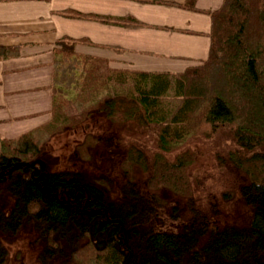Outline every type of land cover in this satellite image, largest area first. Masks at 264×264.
<instances>
[{
    "label": "trees",
    "instance_id": "trees-1",
    "mask_svg": "<svg viewBox=\"0 0 264 264\" xmlns=\"http://www.w3.org/2000/svg\"><path fill=\"white\" fill-rule=\"evenodd\" d=\"M209 14L207 58L179 72L114 68L58 41L50 119L0 137V264H264V0ZM67 133L81 140L53 153ZM200 134L225 140L193 179L195 156H168ZM20 240L28 254L11 249Z\"/></svg>",
    "mask_w": 264,
    "mask_h": 264
},
{
    "label": "crops",
    "instance_id": "crops-1",
    "mask_svg": "<svg viewBox=\"0 0 264 264\" xmlns=\"http://www.w3.org/2000/svg\"><path fill=\"white\" fill-rule=\"evenodd\" d=\"M0 0V137L50 119L58 41L114 68L179 72L208 56L210 12L223 0ZM107 17V21L101 20ZM130 18V19H129Z\"/></svg>",
    "mask_w": 264,
    "mask_h": 264
},
{
    "label": "rangeland",
    "instance_id": "rangeland-1",
    "mask_svg": "<svg viewBox=\"0 0 264 264\" xmlns=\"http://www.w3.org/2000/svg\"><path fill=\"white\" fill-rule=\"evenodd\" d=\"M68 109H69V112H75L76 107L72 106V107H69ZM205 129H207V127H205ZM120 131L122 133V136L125 138V141H133L135 140L134 138H137V136H139L137 133H133V131H130L125 126H122L120 128ZM214 135L216 136V134ZM80 136H81V133H76L74 135L67 133V134L54 138L53 141L50 142L49 146L51 145L50 147H52L53 153L58 154V155H66L73 148V145L81 140L79 139ZM153 137L154 136H152V138ZM152 138H150V136H147V138L144 137V139H149V142L145 141V143L147 145L152 144ZM223 138H219L218 136H216L214 139L215 140L217 139V140L213 142L214 139L205 138L204 135L200 134L195 140L192 139V143H187L185 146L179 147L178 149L171 152V154L168 157L174 160L177 156H180L184 153L191 155V156H195L196 159L192 161L191 165L188 167V171L191 172V170H189V168H191L192 173H189V175L193 179L194 177L199 178L197 173H202L203 169L213 170V166L216 163L215 157L213 155L215 153L220 152L219 145L221 146L224 144L225 139ZM151 148H152V145L150 146V150ZM150 152H153V150H151ZM215 181L216 179L213 178L211 182L212 186L210 187L204 186L202 190V194H205L207 191H211V192L215 191L216 188H218L219 186L215 184ZM17 248L23 249L24 251L27 250L26 253L28 254L29 246L24 240H20L19 242H17L11 249L15 250Z\"/></svg>",
    "mask_w": 264,
    "mask_h": 264
}]
</instances>
